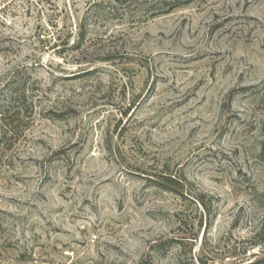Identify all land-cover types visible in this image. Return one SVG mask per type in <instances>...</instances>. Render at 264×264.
Segmentation results:
<instances>
[{
  "label": "rangeland",
  "instance_id": "374dc122",
  "mask_svg": "<svg viewBox=\"0 0 264 264\" xmlns=\"http://www.w3.org/2000/svg\"><path fill=\"white\" fill-rule=\"evenodd\" d=\"M150 1L0 0V264L264 258V0Z\"/></svg>",
  "mask_w": 264,
  "mask_h": 264
},
{
  "label": "trees",
  "instance_id": "16d2710c",
  "mask_svg": "<svg viewBox=\"0 0 264 264\" xmlns=\"http://www.w3.org/2000/svg\"><path fill=\"white\" fill-rule=\"evenodd\" d=\"M168 0H151L148 5H167ZM153 6V7H154ZM175 6H170L166 10V12L173 9ZM15 76V77H14ZM16 75L10 78V81L4 86L6 91V97L4 104L0 106V138H4L7 135L11 137L14 133H16V127L18 118L23 116H31L33 110V104L31 100L27 98V88L24 87V84L19 87V84L16 83ZM169 181H173V179L168 178ZM164 185V184H162ZM166 187V186H164ZM251 264H264V258L256 260Z\"/></svg>",
  "mask_w": 264,
  "mask_h": 264
}]
</instances>
